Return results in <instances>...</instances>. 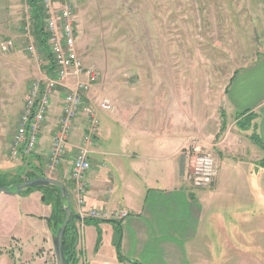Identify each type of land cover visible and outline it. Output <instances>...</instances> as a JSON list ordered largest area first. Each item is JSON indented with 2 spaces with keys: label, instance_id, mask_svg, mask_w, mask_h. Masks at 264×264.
Returning a JSON list of instances; mask_svg holds the SVG:
<instances>
[{
  "label": "crops",
  "instance_id": "obj_1",
  "mask_svg": "<svg viewBox=\"0 0 264 264\" xmlns=\"http://www.w3.org/2000/svg\"><path fill=\"white\" fill-rule=\"evenodd\" d=\"M25 11L23 0H0V38L15 41V68L20 73L21 84L25 85L26 95L20 105L22 111L30 81L44 77L37 72L33 77V62L25 58L21 45L20 38L26 29ZM35 32L40 54H48L39 43L41 33L37 24ZM96 92L99 88L95 85L87 100L99 112L101 102L95 101ZM178 105L176 110L165 105L167 109L156 132L148 130V119H142L130 103L116 107L111 118L119 129L112 125L109 135L112 139L118 132L121 140H108V156L113 159L106 178V191L102 194V190L96 191L88 183L86 205H77L76 213L104 209L125 216L100 226L83 225L82 237L77 244V264H261L263 256L259 245L261 238L264 239V167L261 166L264 160V55L240 71L231 82L223 100V117L225 120L229 118L230 124L216 120L215 131L209 132L210 125L207 124L210 122L205 125L201 122L202 127L197 129L195 116L191 119L188 116L186 120L180 115ZM62 106L59 92L53 99L38 151L28 165L26 160L22 161L21 168L29 166L42 173L40 169L44 162H48ZM86 123L85 112L76 121L63 164L52 175H47L63 183L70 195L75 194L71 162ZM114 129L118 131L114 133ZM197 134L218 151V176L210 188L196 187L189 179L191 159L184 149L190 137ZM99 139L100 135L93 147L91 170L95 168L93 156L104 155ZM115 144L119 148L114 149ZM11 169L0 165V173H4L2 181L11 178L6 175ZM23 201L31 209L27 215L29 229L43 238L29 242L27 262L57 264L53 244L55 227L48 222L53 215V206L48 204L43 191L33 192L26 198L0 195V202L15 204V214L19 212L17 205L21 206ZM10 210H6L7 214ZM99 231L103 235L98 246ZM116 232L121 233V253L127 261L120 259ZM16 238L25 239L14 236Z\"/></svg>",
  "mask_w": 264,
  "mask_h": 264
},
{
  "label": "rangeland",
  "instance_id": "obj_2",
  "mask_svg": "<svg viewBox=\"0 0 264 264\" xmlns=\"http://www.w3.org/2000/svg\"><path fill=\"white\" fill-rule=\"evenodd\" d=\"M70 1L75 7L80 58L85 66L97 69L101 75L96 84L99 92L94 97L98 104L104 99L112 101L115 108L130 103L142 119H148V130L155 132L167 109L165 105L175 109L179 104L182 117L187 120L188 116L190 119L195 116L197 129L202 127L201 122L203 125L210 122L209 132L215 131L216 120L231 123L223 117V100L232 79L264 55V0ZM24 24L26 29L20 39L25 58L33 62V77L35 72L45 76L50 70L49 53L40 54L35 21L28 30L25 15ZM15 50L16 44L11 53L0 50V165L12 167L11 173L6 174L11 177L9 181L25 177L32 170L29 166L21 168L22 160L12 159L10 154L21 117L20 105L26 95L15 68ZM35 79L38 78L30 83ZM86 108L96 107L86 100ZM97 113L101 133L98 144L103 146L104 155L93 156L95 168L89 172L88 183L103 194L113 159L108 156V140L118 142L121 137L116 129L115 138L109 135L112 125L119 129L111 118L113 113L101 110ZM195 138L217 160L218 151L201 134L191 136L189 142ZM117 148L119 145L115 144L114 149ZM31 158L26 160L27 165ZM47 167L48 162H44L42 173L52 175ZM189 167L190 173L192 163ZM3 174L0 173V181ZM25 191L20 194L22 198L30 195ZM71 197L77 212V197L74 193ZM9 208L12 210L7 214ZM17 209L19 212L15 214V204L0 202V264H29L26 259L29 242L43 239L29 229L27 215L31 209L25 201ZM103 223L77 221L80 238L83 225ZM99 233L102 239L103 232ZM261 240V264H264V239Z\"/></svg>",
  "mask_w": 264,
  "mask_h": 264
},
{
  "label": "built area",
  "instance_id": "obj_3",
  "mask_svg": "<svg viewBox=\"0 0 264 264\" xmlns=\"http://www.w3.org/2000/svg\"><path fill=\"white\" fill-rule=\"evenodd\" d=\"M23 1L26 4L29 30L35 21V12L31 0ZM40 6L45 17L44 29L48 35V50L54 69L51 74L47 72L43 78L35 79L30 83L10 154L14 160L24 161L37 153L53 99L60 92L63 99L62 115L53 134L47 168L50 173H54L63 164L76 129V121L86 112L87 123L84 135L71 162V180L77 203L83 207L87 201L93 147L100 135L97 109L86 108V100L90 91L100 82L101 75L97 69L85 66L80 58L73 3L70 0H40ZM14 49L15 42L12 39L0 43V50L3 53H11ZM29 50L35 52L34 47H30ZM99 107L109 113H113L116 109L109 99H104ZM184 152L192 163L190 181L200 188L212 186L218 168L213 153L196 138L188 143ZM79 214L84 218L96 220H116L125 216L104 209L81 211Z\"/></svg>",
  "mask_w": 264,
  "mask_h": 264
},
{
  "label": "trees",
  "instance_id": "obj_4",
  "mask_svg": "<svg viewBox=\"0 0 264 264\" xmlns=\"http://www.w3.org/2000/svg\"><path fill=\"white\" fill-rule=\"evenodd\" d=\"M31 4L35 12V24H37L38 27L40 28L41 37L39 38V43L49 53L48 35L45 33V29H44L45 17L43 15V11L40 6V0H31ZM49 61H50V70L48 69L49 70L48 73L51 74L54 69V64L52 63V57L50 53H49ZM235 77L236 75L233 77V79ZM261 166L264 167V160L261 162ZM41 177H46V176L45 174L41 173V171L37 172L32 169V171L27 173V175L24 178H19V179L12 180V181H9V180L0 181V183L3 186L8 187L9 189L15 191L16 185L24 183L25 181H28L31 179H36V178H41ZM36 191H43L46 199L48 200L47 201L48 204H51L53 206V215L51 218L48 219V222L49 224L55 227V233H57L58 229L63 225L65 221V217H66L63 205L61 203V192L58 188H54V187L26 189L25 192L31 194ZM88 221H93L96 224L103 223V222H110V221L115 222L114 220H96L92 218H85L84 222H88ZM76 224H77V221H75V225L73 227L71 226L68 227L66 234H65V238H64V250H65L67 264H77L78 263L77 244H78L80 235H79V231L77 229ZM117 235L119 236V238H117L118 239L117 247H118V253L120 255V259L121 261H127L121 253V245H120L121 233L117 232ZM101 241L102 239H101V234H100L98 246L101 244Z\"/></svg>",
  "mask_w": 264,
  "mask_h": 264
},
{
  "label": "water",
  "instance_id": "obj_5",
  "mask_svg": "<svg viewBox=\"0 0 264 264\" xmlns=\"http://www.w3.org/2000/svg\"><path fill=\"white\" fill-rule=\"evenodd\" d=\"M44 187H54L58 188L61 192V203L63 205L66 217L63 225L58 229L53 238L54 250L56 255L57 264H67L65 250H64V238L66 231L69 226L73 227L75 221H84L85 218L76 213L73 209L72 197L67 189V187L60 181L49 178L41 177L36 179H31L25 181L24 183L16 185V190L13 191L8 187L3 186L0 183V195H9V196H19L25 189H34V188H44ZM45 200V198L43 199Z\"/></svg>",
  "mask_w": 264,
  "mask_h": 264
}]
</instances>
